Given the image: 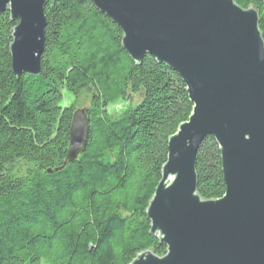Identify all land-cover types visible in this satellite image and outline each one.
<instances>
[{"label":"trees","instance_id":"1","mask_svg":"<svg viewBox=\"0 0 264 264\" xmlns=\"http://www.w3.org/2000/svg\"><path fill=\"white\" fill-rule=\"evenodd\" d=\"M233 1L258 12L264 40L263 0ZM44 16L41 75L17 78L16 23L0 14V264H130L145 251L162 257L166 248L150 235L145 211L168 139L192 112L186 87L151 57L133 63L121 30L90 2L48 0ZM86 103L85 151L65 165L72 115ZM196 173L204 200L224 195L211 137L197 152Z\"/></svg>","mask_w":264,"mask_h":264},{"label":"water","instance_id":"2","mask_svg":"<svg viewBox=\"0 0 264 264\" xmlns=\"http://www.w3.org/2000/svg\"><path fill=\"white\" fill-rule=\"evenodd\" d=\"M122 32V49L175 72L192 112L168 139L161 180L145 211L164 256L138 254L130 264H264V40L259 15L233 0H81ZM48 0H0L12 29L11 71L41 75ZM264 2V0H263ZM89 121L72 115L64 164L85 151ZM214 139L224 195L197 192L196 155Z\"/></svg>","mask_w":264,"mask_h":264},{"label":"rangeland","instance_id":"3","mask_svg":"<svg viewBox=\"0 0 264 264\" xmlns=\"http://www.w3.org/2000/svg\"><path fill=\"white\" fill-rule=\"evenodd\" d=\"M133 99H134V102L135 103H138V101H139V99H138V97H136V96H134L133 97ZM88 106V103H86L83 107H78L77 108V110H79V109H84L85 110V108ZM120 108H122V105H115V106H113V107H110L109 109H108V111L111 113V114H116L119 110H120Z\"/></svg>","mask_w":264,"mask_h":264}]
</instances>
